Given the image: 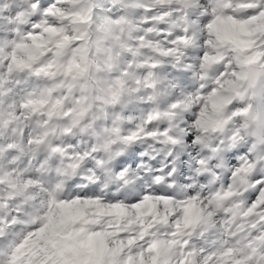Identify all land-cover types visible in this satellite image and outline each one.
I'll return each mask as SVG.
<instances>
[{"label": "snow or ice", "instance_id": "1", "mask_svg": "<svg viewBox=\"0 0 264 264\" xmlns=\"http://www.w3.org/2000/svg\"><path fill=\"white\" fill-rule=\"evenodd\" d=\"M0 264H264V0H0Z\"/></svg>", "mask_w": 264, "mask_h": 264}]
</instances>
